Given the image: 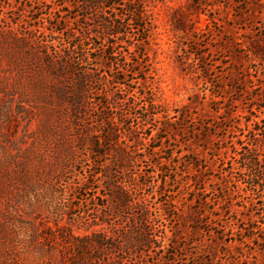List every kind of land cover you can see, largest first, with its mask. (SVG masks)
<instances>
[{
    "label": "rangeland",
    "instance_id": "rangeland-1",
    "mask_svg": "<svg viewBox=\"0 0 264 264\" xmlns=\"http://www.w3.org/2000/svg\"><path fill=\"white\" fill-rule=\"evenodd\" d=\"M86 4L0 0V264H264L235 181L236 141L264 149L245 123L264 118V0ZM44 44L76 51L74 70ZM103 131L125 162L92 155ZM145 227L150 242L128 248Z\"/></svg>",
    "mask_w": 264,
    "mask_h": 264
},
{
    "label": "trees",
    "instance_id": "trees-1",
    "mask_svg": "<svg viewBox=\"0 0 264 264\" xmlns=\"http://www.w3.org/2000/svg\"><path fill=\"white\" fill-rule=\"evenodd\" d=\"M118 0H86L88 7H94L98 6L99 3H109L110 5H114ZM135 20L141 19V11L139 9L133 10ZM106 30L108 35H111L113 37H117L119 33H121L122 25L121 23H117L116 21H113L111 24H106ZM144 28L142 24H138V27ZM44 50L43 56L47 59V61L51 64L56 63L58 64L55 68L56 69H63L65 72V69L69 71L71 69L74 70V64L75 62L74 55L76 54V51H74V55L71 56V53H65V51L60 50L61 54L57 53L55 50L53 52H50L48 50V44H44L43 46ZM79 58L77 57V60ZM71 60V61H69ZM88 73V71H81V72H73V74H77V78H79L81 81L85 80V78L82 76L83 74ZM184 118V116H183ZM182 118V120H183ZM246 126H249L248 132H253L254 134H257L264 140V118H259L258 120H254L251 118L250 115L246 116L245 119ZM105 131L100 133L99 137L97 136V139L93 141V146L91 147V151L93 152L92 155L95 156H101L105 157L106 155V148L105 146H109L110 149H114V154L111 157V164L116 165L118 163L125 162L128 154L125 148H119V147H112L113 146V140L115 139L114 132L109 131L104 134ZM239 145V151L238 156L235 157V160H237L238 163V171L237 176L235 177V181H241L243 186L241 187V190L249 194V196H253L252 199L248 200L247 208H249L252 211H257V217L259 222L262 224L263 232H260L258 235H255L256 232L254 229H258V227H255L253 224L250 223V226L247 229V233L242 232V237L244 238H252L253 240H256L257 243L264 245V149L261 151L259 147L254 143H249L248 141L246 144H243L244 140H238L236 141ZM101 148H103L101 150ZM214 154V153H213ZM187 164H191L193 166H197L198 163L193 158L186 159ZM128 165V164H127ZM126 165V166H127ZM229 172V171H228ZM232 171H230L228 174L230 175ZM220 173V172H219ZM219 178V177H218ZM195 179H191L190 182H186V187L190 189L191 192L194 194L197 193V196L189 198L194 200V202H197L198 205L206 204V197H203V194H205V186H200L197 184ZM221 180H219L220 182ZM112 188L110 191V194L117 198V205L123 206L128 201V191L122 187H119L118 185H115V183L111 182ZM110 184V183H109ZM249 221H253L251 219H248ZM238 226V225H237ZM104 241V236L100 235L98 236L97 243L102 244ZM129 246L128 248L132 249L135 248L138 243L143 242V244H147L150 242L149 239V228L145 227L143 231H140L139 233L135 232L134 234L129 237ZM84 264H91L84 263Z\"/></svg>",
    "mask_w": 264,
    "mask_h": 264
}]
</instances>
